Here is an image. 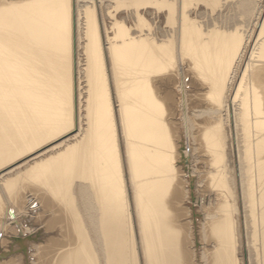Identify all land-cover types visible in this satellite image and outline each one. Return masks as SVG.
Instances as JSON below:
<instances>
[{
    "label": "bare ground",
    "instance_id": "1",
    "mask_svg": "<svg viewBox=\"0 0 264 264\" xmlns=\"http://www.w3.org/2000/svg\"><path fill=\"white\" fill-rule=\"evenodd\" d=\"M261 83L264 0H0V264H264Z\"/></svg>",
    "mask_w": 264,
    "mask_h": 264
},
{
    "label": "rangeland",
    "instance_id": "2",
    "mask_svg": "<svg viewBox=\"0 0 264 264\" xmlns=\"http://www.w3.org/2000/svg\"><path fill=\"white\" fill-rule=\"evenodd\" d=\"M73 30H72V35L71 37V63L74 62L75 60V55H74V37H73ZM73 43V44H72ZM73 55V56H72ZM74 58V60H73ZM73 61V62H72ZM74 63L72 64V79H73V84H74V90H75V73L73 72L74 71V67H73ZM262 87H261V90L264 88V83H261ZM260 90V88H258ZM74 93V99H75V91L73 92ZM186 143V141H185ZM183 144L182 147L185 148L183 149L182 147V151L184 152H187V157L189 158L188 159V163L184 162L182 163L183 165L181 164H178L179 166V170H182V172L180 171L179 174H181V177H182V182H184L185 184H183L184 186V189H186L187 191H190V193L192 194L193 193V198L191 199V197H189V200L187 201L188 204H191V206H194V209L195 211L197 212V216H196V220L197 222L199 223L202 218H203V213H204V208H201L202 205L205 206V208H210V209H214V203L216 204L215 201H213L212 198H208V193H205L204 191H201L202 190V185L206 182H208L209 180V176H207L208 174H206L205 171H207V158L203 152H202V148L199 146V141L197 142H193L192 144L190 143L189 147L187 144ZM198 143V144H197ZM54 144V143H53ZM186 145V146H185ZM195 145V146H194ZM193 146H194V149H193ZM197 146V148L195 149V147ZM188 147V148H187ZM188 149V150H187ZM186 150V151H185ZM190 150V151H189ZM201 150V151H199ZM199 151V152H197ZM201 153V154H200ZM194 154V155H193ZM196 154V155H195ZM203 156V157H201ZM192 156V157H191ZM199 156V157H198ZM195 157V159H194ZM205 160H204V159ZM201 159V160H200ZM203 159V160H202ZM192 161V162H191ZM203 161V162H202ZM205 161V163H204ZM191 162V163H190ZM196 162V163H195ZM201 162V163H200ZM31 166V165H30ZM206 167V168H205ZM26 168V167H24ZM185 171V172H184ZM189 171V172H188ZM185 173V174H184ZM184 176V177H183ZM191 177L192 180V185L189 186V188L187 187L188 186V182L186 181L185 178L187 177ZM185 179V181H184ZM187 185V186H186ZM186 186V187H185ZM190 189V190H189ZM192 189V190H191ZM6 196L9 198L10 196H12V191H6L5 192ZM190 194V195H191ZM188 197V195H187ZM24 203L22 202V209L20 211V215H23V214H26L24 216H28L30 221L32 222L33 225H35V229L37 230H41L43 231L44 233V236L41 238L39 237L38 239L39 240H36V243L40 242L41 241H44L45 239L49 238L52 234H50V232L48 230L45 229L46 227V221L49 219V217H51V214L52 216L54 215H58L57 212H52L50 213V211H47L43 208V204H42V201H40V199H33L30 195V193H25L24 194ZM195 199V200H194ZM195 201V202H192V201ZM4 201L1 200V205L3 207V209H5L6 207L11 209L12 211L15 209L16 210V206L15 208H11L8 204H6L5 202L3 203ZM24 206V207H23ZM28 208V209H27ZM43 208V209H42ZM26 212H25V211ZM215 210V209H214ZM2 211V209L0 210V212ZM18 212V213H17ZM25 212V213H24ZM2 213V212H1ZM13 213H17L19 214V211H13ZM12 220V219H11ZM11 220H8L9 223H11ZM35 221V222H34ZM40 223V224H39ZM12 224V223H11ZM57 227V230L59 229L58 226ZM48 231V232H47ZM70 233H71V230H69ZM251 231L252 229L250 227H247L246 229L243 228L242 230V239H241V249H242V253H243V258H242V264L245 263V260L247 259L246 255L248 256V253L250 252V248H249V244L251 243ZM59 233V231H58ZM4 235L8 234V232L6 231L5 233H3ZM60 234V233H59ZM57 236V234H54L55 237H61L62 235H59ZM246 234V235H245ZM43 239V240H42ZM41 240V241H40ZM250 242V243H249ZM31 244V243H29ZM198 246H199V250H203V246L204 244L202 243L201 240H199V243H198ZM31 248L30 251H32V246H29ZM248 249V250H247ZM246 252V253H245ZM248 252V253H247ZM11 257V255L9 254H5V256H0V260L2 261L4 258V260H7V257ZM13 256V255H12ZM14 257V256H13ZM246 259H245V258ZM36 258V257H35ZM34 257L30 258L28 263L27 264H44V258L42 257H38L40 261H37V258L35 259ZM41 258V259H40ZM9 259V258H8ZM3 260V261H4ZM31 260H34V261H31ZM36 260V261H35ZM31 262V263H30ZM38 262V263H36Z\"/></svg>",
    "mask_w": 264,
    "mask_h": 264
}]
</instances>
